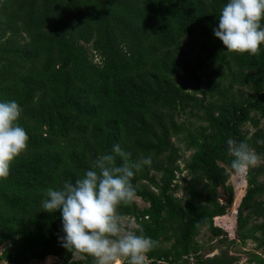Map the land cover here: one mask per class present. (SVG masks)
Masks as SVG:
<instances>
[{
    "label": "trees",
    "instance_id": "1",
    "mask_svg": "<svg viewBox=\"0 0 264 264\" xmlns=\"http://www.w3.org/2000/svg\"><path fill=\"white\" fill-rule=\"evenodd\" d=\"M225 2L0 0V101L22 107L29 136L0 180V263L53 255L93 264L61 246L59 210L40 205L46 189L73 182L119 144L132 161L152 156L132 180L144 205L119 208L158 242L146 259L238 264L229 247L251 240L245 262L264 264V46L257 55L225 49L212 31ZM228 138L262 156L245 171L234 238L214 221L233 200ZM204 228L225 245L212 255L197 239Z\"/></svg>",
    "mask_w": 264,
    "mask_h": 264
},
{
    "label": "clouds",
    "instance_id": "2",
    "mask_svg": "<svg viewBox=\"0 0 264 264\" xmlns=\"http://www.w3.org/2000/svg\"><path fill=\"white\" fill-rule=\"evenodd\" d=\"M225 49L257 55L264 46V0H226L212 29ZM22 107L15 101H0V180L7 179L13 161L27 150L29 136L18 121ZM264 143V141H257ZM230 168L237 174L262 159L246 141L228 138ZM117 157L122 161L116 164ZM152 164L151 154L132 161L119 144L111 153L97 155L94 164L73 182L46 189L41 210L60 212L61 246L93 258V264H145L146 255L158 242L126 226L119 208L131 205L137 196L135 174Z\"/></svg>",
    "mask_w": 264,
    "mask_h": 264
},
{
    "label": "rangeland",
    "instance_id": "3",
    "mask_svg": "<svg viewBox=\"0 0 264 264\" xmlns=\"http://www.w3.org/2000/svg\"><path fill=\"white\" fill-rule=\"evenodd\" d=\"M264 120H260L259 126L263 125ZM244 129L247 130L248 134L250 132L253 131L254 127L252 126L251 123H246V125L244 126ZM180 146H183L181 143L179 144ZM190 151H185L183 158L186 159L189 155ZM180 166H183V161L180 160L179 161ZM260 163V161L258 162ZM244 173H233L230 177V181L229 183L232 185L233 188V200L230 206V212L228 214H225L223 216H219L215 218V223L217 225L222 226L224 229H227L228 236L229 238H234V235L231 231V217H233V215H235V209L236 206L239 202L240 197L243 195V191H244V187H245V179H244ZM182 176L187 177L186 175V170L184 169L182 172ZM180 183L182 184L183 182L180 181ZM177 195H181L182 194V190L178 189L176 192ZM226 195L222 194L221 196H219L220 200H224L226 199ZM136 201L138 202V204L144 205V202H142L138 197H136ZM126 226L130 227L131 229L135 226L134 220L132 217H127V216H123L122 217ZM260 221V220H259ZM197 239L200 242H203V249H202V253H204L205 255H212L216 252H218L220 247H224L225 245H217L215 238L210 234V232L208 230H206L205 228L202 230V234H200ZM210 245L212 246L210 248ZM254 247V243L251 240H246L244 245H241L239 243H236L234 246H230L228 251L230 254H234L237 253L239 255V260H238V264H253V263H246L245 259H246V254H245V250H249L252 249ZM2 249V246H0V250ZM53 256V255H52ZM50 258L49 261H47L46 258H44L43 260H36V259H32L29 262L25 263V264H59V260L57 257L53 256ZM264 256V255H263ZM123 261V259L121 261H119V264ZM0 264H5V263H0Z\"/></svg>",
    "mask_w": 264,
    "mask_h": 264
},
{
    "label": "built area",
    "instance_id": "4",
    "mask_svg": "<svg viewBox=\"0 0 264 264\" xmlns=\"http://www.w3.org/2000/svg\"><path fill=\"white\" fill-rule=\"evenodd\" d=\"M145 264H166V263L161 260L146 259Z\"/></svg>",
    "mask_w": 264,
    "mask_h": 264
},
{
    "label": "bare ground",
    "instance_id": "5",
    "mask_svg": "<svg viewBox=\"0 0 264 264\" xmlns=\"http://www.w3.org/2000/svg\"><path fill=\"white\" fill-rule=\"evenodd\" d=\"M51 256H52V255H47V256L45 257V258L47 259V261L50 260ZM52 257H53V256H52Z\"/></svg>",
    "mask_w": 264,
    "mask_h": 264
}]
</instances>
